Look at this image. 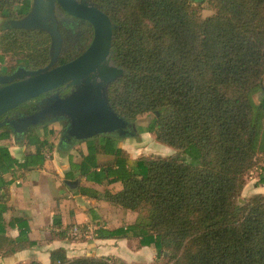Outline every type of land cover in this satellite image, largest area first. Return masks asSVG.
<instances>
[{"label":"trees","instance_id":"1","mask_svg":"<svg viewBox=\"0 0 264 264\" xmlns=\"http://www.w3.org/2000/svg\"><path fill=\"white\" fill-rule=\"evenodd\" d=\"M92 1L117 26L112 60L124 75L108 87L111 108L133 126L151 114L142 131L181 155L133 159L118 145L119 135L105 134L84 141L78 159L70 148L79 142L65 134L56 150L67 156L65 175L80 183L79 193L136 215L130 224L107 229L99 208H89L90 222L97 226L94 238L126 240L134 252L152 247L154 264H264V194L239 202L258 165L257 185H264V0ZM31 5L32 0H0V16L21 19ZM205 7L215 14L202 19L199 11ZM86 42L85 47L90 39ZM49 45L48 34L40 30H2L0 67L43 68ZM77 46L64 45L57 64L80 55ZM50 130L46 125L23 140L16 137V144L29 149L21 159L0 145L2 256L39 241L31 220L11 213L8 177L43 169L46 152L53 154L47 148ZM9 137L0 130V142ZM113 182L120 189L111 193ZM52 225L62 228L60 220ZM68 225L65 229L74 224ZM13 228L15 237L8 235ZM56 236L84 241L65 230ZM49 261L127 264L108 256L67 258L61 249ZM17 264L42 263L31 258Z\"/></svg>","mask_w":264,"mask_h":264},{"label":"water","instance_id":"2","mask_svg":"<svg viewBox=\"0 0 264 264\" xmlns=\"http://www.w3.org/2000/svg\"><path fill=\"white\" fill-rule=\"evenodd\" d=\"M58 9L87 21L93 29L88 47L64 64H57L62 43L56 25L55 11ZM9 27L47 33L50 59L43 68L28 70L19 66L10 75L0 76V84L8 83L0 89V116L58 87L72 86L74 91L69 97L53 95L44 99V106L48 109L41 115L10 122L4 120L0 129L8 126L15 135L21 136L42 124L65 120L64 134L77 142L105 134L125 136L130 133L132 124L116 113L108 100V87L124 75V70L112 60L117 26L108 15L88 0H32L27 15L10 21ZM68 183L76 184L75 181Z\"/></svg>","mask_w":264,"mask_h":264},{"label":"crops","instance_id":"3","mask_svg":"<svg viewBox=\"0 0 264 264\" xmlns=\"http://www.w3.org/2000/svg\"><path fill=\"white\" fill-rule=\"evenodd\" d=\"M6 143L9 144L3 141L0 142V145ZM12 143L13 145H9V152L16 159H21L23 153L29 151L28 148L16 144L14 140ZM82 151H85V147L82 148ZM56 155L58 162L46 160L42 170L31 173L16 171L8 177L11 180L8 186L11 213L31 220L32 229H34L32 234L37 233L39 241L37 246L16 252L10 256H2L0 253V264H17L31 258H36L42 264H50V254L60 249L67 258L83 255L119 258L117 251L120 246H124L125 243L129 246L126 240L94 238V230L97 226L90 222L91 220L87 213L89 208H99L98 217L100 219L103 216L102 219L106 222L107 229L121 226H114V210L117 213H121L125 209L110 207L103 201L90 199L88 196L80 194L78 191L80 183L77 181L76 184L68 183L73 181L66 178L65 174L69 172L67 156L58 152ZM114 187L115 191H118L120 184L118 182L111 183L109 185L111 193H114ZM125 211L129 212L128 210ZM133 218V215H131L129 224L133 221ZM8 219L9 216H6L4 222L6 223ZM54 220H60L62 228L53 226ZM68 222H72L74 225L69 229H65L69 226ZM75 226L80 227L81 230L74 233L73 229ZM64 230L69 237H72V234L75 236L83 235L84 241L73 242L58 238L56 233ZM39 231L41 232L39 233ZM50 233H53V236ZM16 234V228L8 232L11 237H15ZM88 237H91L92 241L88 242L90 240H86ZM87 245H92L96 248L90 254H79L80 247Z\"/></svg>","mask_w":264,"mask_h":264},{"label":"rangeland","instance_id":"4","mask_svg":"<svg viewBox=\"0 0 264 264\" xmlns=\"http://www.w3.org/2000/svg\"><path fill=\"white\" fill-rule=\"evenodd\" d=\"M92 3H94L91 0ZM215 14V10L211 9V8H202L199 11V17L202 19H205L207 17H210L212 15ZM8 22H6L5 19H3L0 16V33L2 30H6V29H10ZM49 49H50V45H49ZM50 53V51H49ZM11 59H7L6 61L8 62ZM258 99L259 95L256 96ZM152 119V115L151 114H147V115H142L139 117L138 121H137V125L133 126L132 125V130L130 131V133L128 135L125 136H118L120 138V141L118 140V145L121 144L122 149L127 152L129 154V156L133 159L135 158H139L142 156H146V157H155V156H161V157H180V153H178V150H175L169 146H166L160 142H158L155 139V136L153 134L150 133H146L144 131H142V128L146 127L149 122ZM46 125H50L51 130H50V134H51V141L48 142V146L47 148H51L52 147V151L53 154L50 156L49 154L47 155V160L50 161H55L58 162L57 160V146L59 145L61 139L63 138V136L65 135V129L67 126V123L65 120H60V121H55V122H50L48 124H42L40 125V127L46 126ZM40 127L38 126V128H32L30 129L27 133H25L24 135L19 136L22 140L23 138L26 136V134H28L29 132H39L40 131ZM2 131H8L10 132V137L7 141L9 144H5L8 146L9 145H13L12 141H15V138L18 137L16 136L12 130H10L9 128H4ZM13 139V140H12ZM24 145L21 143V146ZM70 147V146H68ZM84 147L83 142H79L76 143L71 146L70 150L72 151V153L74 155H76V157L79 159V151ZM45 148V151H48V149ZM69 149V148H68ZM259 166L257 168H255L248 176L247 178V184L245 185L241 197L239 198V202L241 203L243 201V199H246L247 197L253 195V194H264V185L263 186H258L257 185V180H258V176L260 174V169ZM114 192L115 191V187H114ZM116 208V207H114ZM135 213V212H134ZM133 212L129 211H123L121 213H117L116 210H114V226L117 225H126L130 219H131V215L136 216ZM116 215V216H115ZM72 237L77 238L78 236H75L72 234ZM91 237L86 238L90 239ZM92 241L91 239L88 240V242ZM96 247L92 246V245H87V246H81L80 247V251L79 254H90L92 253V251L95 249ZM117 253L119 254V258H117V260L119 261H123L127 264L130 263H134V264H154V250L152 249V247H150L149 249H145V250H140V252H134V250L132 251L130 246H128V244H124V246H120V248L118 249ZM124 259V260H123Z\"/></svg>","mask_w":264,"mask_h":264},{"label":"flooded vegetation","instance_id":"5","mask_svg":"<svg viewBox=\"0 0 264 264\" xmlns=\"http://www.w3.org/2000/svg\"><path fill=\"white\" fill-rule=\"evenodd\" d=\"M77 1H81V0H77ZM88 1L90 2L91 0H88ZM94 5L97 6L95 3ZM97 7L100 8L99 6ZM55 16H56V25H57V28L59 30V33L62 39L61 50L64 45L71 46V45L77 44L78 46H77L76 51L78 53L79 52L82 53L88 47V45L90 44L92 40V37H93L92 26L87 21H83L81 19L72 17L60 9L55 11ZM6 22H8L9 24L10 21H6ZM87 39H90V42L85 47V44L87 43L86 42ZM15 69L9 70L4 67H0V76L10 75L12 71H14ZM6 85H8V83L0 84V89L5 87ZM73 91H74V87L72 86L70 87L61 86L55 90L49 91L46 94H42L38 96L37 98L20 105L18 108L8 111L4 113L3 115H1L0 123L3 122L4 120H7L10 122L18 118L32 117L37 114L41 115V113H43L45 110L48 109V107L44 106V102H43L44 99L48 97H52L53 95H57V97H60V98L69 97ZM41 101H42V104H40ZM4 128H9V127L4 126L0 130H3ZM16 135H18L19 137V134H16Z\"/></svg>","mask_w":264,"mask_h":264},{"label":"built area","instance_id":"6","mask_svg":"<svg viewBox=\"0 0 264 264\" xmlns=\"http://www.w3.org/2000/svg\"><path fill=\"white\" fill-rule=\"evenodd\" d=\"M46 154H49L48 152H46ZM50 155V154H49ZM46 157H47V155H46ZM81 229H80V227H75L74 229H73V232L74 233H76V232H79Z\"/></svg>","mask_w":264,"mask_h":264}]
</instances>
